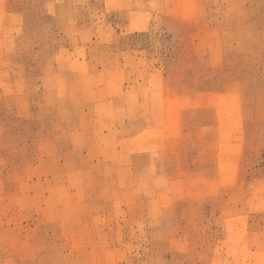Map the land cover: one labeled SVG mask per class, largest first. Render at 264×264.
<instances>
[{"label":"rangeland","instance_id":"rangeland-1","mask_svg":"<svg viewBox=\"0 0 264 264\" xmlns=\"http://www.w3.org/2000/svg\"><path fill=\"white\" fill-rule=\"evenodd\" d=\"M0 264H264V0H0Z\"/></svg>","mask_w":264,"mask_h":264}]
</instances>
